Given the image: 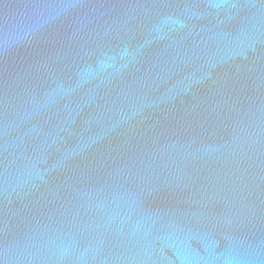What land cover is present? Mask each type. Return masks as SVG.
I'll return each mask as SVG.
<instances>
[{
  "label": "water",
  "instance_id": "water-1",
  "mask_svg": "<svg viewBox=\"0 0 264 264\" xmlns=\"http://www.w3.org/2000/svg\"><path fill=\"white\" fill-rule=\"evenodd\" d=\"M0 264H264V0H0Z\"/></svg>",
  "mask_w": 264,
  "mask_h": 264
}]
</instances>
